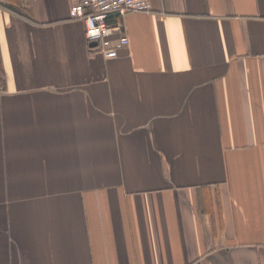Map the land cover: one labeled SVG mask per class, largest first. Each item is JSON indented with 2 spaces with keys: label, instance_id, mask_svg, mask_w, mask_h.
I'll return each mask as SVG.
<instances>
[{
  "label": "crops",
  "instance_id": "1",
  "mask_svg": "<svg viewBox=\"0 0 264 264\" xmlns=\"http://www.w3.org/2000/svg\"><path fill=\"white\" fill-rule=\"evenodd\" d=\"M78 1L0 0V264H264V0Z\"/></svg>",
  "mask_w": 264,
  "mask_h": 264
},
{
  "label": "built area",
  "instance_id": "2",
  "mask_svg": "<svg viewBox=\"0 0 264 264\" xmlns=\"http://www.w3.org/2000/svg\"><path fill=\"white\" fill-rule=\"evenodd\" d=\"M150 9L151 0H80L70 5L69 16L83 20L87 42L96 43L93 48L106 58H115L128 44L122 23L125 15Z\"/></svg>",
  "mask_w": 264,
  "mask_h": 264
},
{
  "label": "trees",
  "instance_id": "3",
  "mask_svg": "<svg viewBox=\"0 0 264 264\" xmlns=\"http://www.w3.org/2000/svg\"><path fill=\"white\" fill-rule=\"evenodd\" d=\"M108 19H109V20H112V19H113V16H112V15H109V16H108Z\"/></svg>",
  "mask_w": 264,
  "mask_h": 264
},
{
  "label": "water",
  "instance_id": "4",
  "mask_svg": "<svg viewBox=\"0 0 264 264\" xmlns=\"http://www.w3.org/2000/svg\"><path fill=\"white\" fill-rule=\"evenodd\" d=\"M95 45H96V43H94V42H93V43H90V46H91V47H93V46H95Z\"/></svg>",
  "mask_w": 264,
  "mask_h": 264
}]
</instances>
